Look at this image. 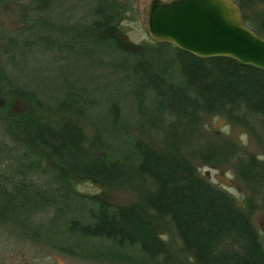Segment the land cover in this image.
I'll return each instance as SVG.
<instances>
[{
  "label": "trees",
  "instance_id": "trees-1",
  "mask_svg": "<svg viewBox=\"0 0 264 264\" xmlns=\"http://www.w3.org/2000/svg\"><path fill=\"white\" fill-rule=\"evenodd\" d=\"M60 1L30 0L32 17L21 32L22 42L0 34V99L5 101L0 107V123L9 144L4 147L15 158L11 177L0 173V219L17 208L18 197L26 191L41 199L34 210L43 204H58L49 194L64 191L92 207L84 217L69 220V232L78 239L108 242L110 261L131 263L132 258H141L139 264H183L182 255L189 264H228L225 258H264L251 221V201H246L245 212L194 166L195 158L205 163L228 162L236 159L238 152L228 141L202 136L200 127L207 116H221L240 125L264 144V70L230 57L199 58L168 42L152 40L123 49L110 33L127 19L129 4L89 0L92 5L86 24L60 27L49 16ZM236 1L241 8H250L252 0ZM24 33L32 39L24 38ZM83 44L89 59L98 45L109 46L133 60L128 67L113 65L115 72L131 71L125 78L134 79L138 94L130 99L145 131L135 139L122 134V148L114 150L110 139L97 132L87 140L78 120L91 118L98 101L83 97V88L65 81L59 88L60 98L43 105L33 91L14 84L1 62L6 55H25L37 45L59 53L64 46L66 53H76ZM121 99L111 101L105 110L103 125L112 130L117 127ZM16 100L27 102L30 108L14 112ZM191 136L203 147L186 146ZM1 149L2 144L0 158ZM235 172L252 200L264 194V158L259 161L251 155L235 165ZM33 174L45 178L50 190L34 187L29 182ZM77 180L127 190L134 201L127 206H111L97 196L85 197L75 190ZM158 228L171 240H164ZM126 251H137L138 257Z\"/></svg>",
  "mask_w": 264,
  "mask_h": 264
},
{
  "label": "rangeland",
  "instance_id": "rangeland-1",
  "mask_svg": "<svg viewBox=\"0 0 264 264\" xmlns=\"http://www.w3.org/2000/svg\"><path fill=\"white\" fill-rule=\"evenodd\" d=\"M119 1L129 4L131 11L127 19L119 23L116 29H112L110 34L126 50L132 49L133 45L152 42L148 18L154 0ZM230 2L238 8L242 23L245 21L250 29L264 36V0H252L250 8L249 6L241 8L236 0ZM91 5L89 0H61L57 7L51 10L49 16L51 21L60 27H78L89 21ZM31 17L30 0L0 1V34L19 38L22 42L21 32ZM24 34V38L27 36L32 39L28 34ZM86 47L90 49L87 44ZM62 48L59 53L55 48L48 50L37 45L27 50L25 55L17 53L18 55L13 58L3 55L1 62L14 84L33 91L43 105L60 98L59 88L65 81L83 88V97H95L98 103L91 110L92 117L78 120L87 140L96 132L106 135L110 139V147L116 150L122 148L120 142L122 134L133 139L140 136L145 130L140 128V115L130 99L138 94L137 88H133L132 77L125 78L131 71L124 69L115 72L113 65L121 63L128 67L133 61L132 58L109 46H94L90 59L83 53L88 49L85 45L76 53H66L64 46ZM100 60H104L102 65H98ZM119 98L122 99L119 101L116 117L117 127L112 130L108 125H103L106 120L105 110L111 101ZM4 104L5 101L0 99V107ZM29 108L30 104L25 101L13 102V111L16 113ZM200 130L202 136L205 135L204 138L228 141L237 149L236 159L233 157L228 162L205 163L195 158L194 166L204 179L231 195L245 212L248 211L245 208L246 201H251L254 209L250 214L251 221L264 244V194L259 197L253 196L252 200L250 192L246 190L235 172V165L244 162L251 155L262 161L264 144L258 142L257 137L244 127L229 123L221 116L205 117L202 119ZM253 132L258 135L257 130ZM0 144L3 146L0 173L10 178L14 172L15 158L14 153H7L6 148L9 144L1 123ZM187 144L186 146L192 148L203 147L195 136L189 137ZM29 182L38 189L50 190L46 179L40 175L33 174ZM75 190L85 197L97 196L111 206H127L134 201L133 194L127 190L105 188L84 180H77ZM61 193L56 194L53 191L49 194V197L58 204L53 202L43 204L36 210L35 207L41 202L38 194L26 191L20 195L21 198L18 197L17 208L7 213L5 219H0V264H139L141 258H132L131 263L110 261L107 259V253L111 248L108 242L99 239H78L71 234L68 230L69 220L84 217V212L92 207L86 200L73 198L64 191ZM157 232L164 240H171L162 228H158ZM125 253L138 257L137 251ZM166 260L171 261L172 258ZM180 261L189 264L187 258L182 255Z\"/></svg>",
  "mask_w": 264,
  "mask_h": 264
},
{
  "label": "water",
  "instance_id": "water-1",
  "mask_svg": "<svg viewBox=\"0 0 264 264\" xmlns=\"http://www.w3.org/2000/svg\"><path fill=\"white\" fill-rule=\"evenodd\" d=\"M148 27L155 42L199 58L230 57L264 70V39L242 23L230 0H154Z\"/></svg>",
  "mask_w": 264,
  "mask_h": 264
},
{
  "label": "flooded vegetation",
  "instance_id": "flooded-vegetation-1",
  "mask_svg": "<svg viewBox=\"0 0 264 264\" xmlns=\"http://www.w3.org/2000/svg\"><path fill=\"white\" fill-rule=\"evenodd\" d=\"M259 239L261 241L260 236ZM261 243H262V249L264 250V244L262 241ZM225 259L228 260V264H264V258H225Z\"/></svg>",
  "mask_w": 264,
  "mask_h": 264
}]
</instances>
